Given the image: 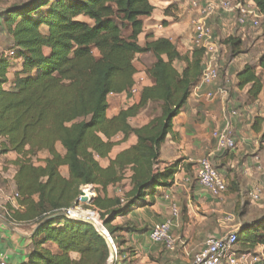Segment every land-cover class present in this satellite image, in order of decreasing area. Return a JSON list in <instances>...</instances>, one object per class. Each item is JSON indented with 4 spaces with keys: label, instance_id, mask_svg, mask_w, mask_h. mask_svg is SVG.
Returning a JSON list of instances; mask_svg holds the SVG:
<instances>
[{
    "label": "trees",
    "instance_id": "1",
    "mask_svg": "<svg viewBox=\"0 0 264 264\" xmlns=\"http://www.w3.org/2000/svg\"><path fill=\"white\" fill-rule=\"evenodd\" d=\"M252 1L264 14V0ZM154 10L152 0H26L1 12L0 26L12 46L0 54V137L6 140L3 151L19 156L13 162L14 184L22 209L10 220L34 226L24 264H108L109 245L92 222L60 215L74 207L84 186L94 188L91 206L115 246L118 264L120 234L135 228L112 223L172 185L180 161H160L161 148L193 89L207 87L199 86L204 51L182 54L162 37L139 45L142 18ZM127 26L131 34L125 38ZM228 41L233 49L239 46ZM142 55L154 60L147 70L151 85L138 91L137 103L108 118L109 95L130 94L134 61ZM257 68L259 73L245 65L235 75L236 88L246 89L252 100L264 99V53ZM149 105L158 107V116L132 127L129 121ZM260 127L255 120V133ZM118 135L122 139L114 141ZM130 136L135 145L101 167L98 160ZM41 152L48 157L36 165L33 159ZM233 185L226 193L236 192ZM118 187L121 195L111 192ZM236 235L246 252L264 246V215L241 225Z\"/></svg>",
    "mask_w": 264,
    "mask_h": 264
},
{
    "label": "crops",
    "instance_id": "2",
    "mask_svg": "<svg viewBox=\"0 0 264 264\" xmlns=\"http://www.w3.org/2000/svg\"><path fill=\"white\" fill-rule=\"evenodd\" d=\"M152 3L155 6V12L157 6L153 0ZM154 15L155 13L149 18L153 19ZM227 16L235 18L234 14ZM142 21L144 29L147 20L142 18ZM159 26L158 29H160ZM160 37L172 41L168 36L157 38ZM157 38L151 37L147 42ZM237 72L233 77V91L230 92V95L226 93L223 87L217 86L218 83H221L219 80L212 87H205L201 90L196 87L193 89L183 111L173 120L172 132L166 137L160 153V161L166 164L180 161L173 176L172 185L168 188L158 189L156 194L149 199L147 206L137 208L126 217L117 218L112 223L113 226H123L129 223L135 228L133 232L120 234L123 244L119 247L118 264H193L195 255L204 248L209 238L222 237L229 232L239 230L240 222L233 225L229 224L234 221L233 217L229 215L230 210H234L236 213L239 206L243 205H239V202H244L239 195H246L249 191L245 190L244 187L247 183L256 185V182H249V178L243 187L234 180V176L239 177L240 172L242 175L250 174L248 167L252 163V157L255 159L261 153L258 152L260 150L259 136L261 133L257 134L253 129L247 130L245 123L249 116L247 113L252 114L253 109L250 106L264 103V99L261 95L256 100L249 101L247 107L240 109L244 101L249 99L246 97V89L238 90L235 86ZM149 85H151V80ZM207 92L214 93L212 100L205 99L204 95ZM228 97H230V101L227 104L235 105L236 108H239V111L245 114L240 120H236L234 124L233 120L235 119L231 121L229 130L236 143L235 150L223 157L214 156L212 161L224 177L227 186L230 182L234 183L233 188L236 192L225 193L220 198L214 199L196 180V162L215 149V142L209 132L211 128L223 127L224 118H220V111L224 112L225 101ZM240 97L242 104L238 102ZM108 111L107 117L110 118L120 110L110 115ZM131 120L134 121L135 118ZM147 123H142L136 127L144 126ZM121 139L122 135H118L114 138V141H120ZM5 142L6 140L0 137V256L4 258L7 264H24L27 262L30 252L34 226L19 224L10 220L13 211H22L17 200L13 199L16 193L14 184L16 168L13 162L19 156L14 152L3 151L2 146ZM135 143L136 138L130 136L127 141L115 146L108 158L99 159L100 166L107 167L110 160H113L117 154L135 145ZM57 149L62 152L60 146ZM47 157L46 152H41L37 154L33 162L36 165H43ZM231 170L234 171L231 172ZM61 175L67 178L66 167L61 168ZM174 210L177 211L175 217H173ZM227 216L232 217L230 222L225 220ZM166 221L171 222L170 232L176 241L173 251H167L163 245L153 243L149 238L151 229L155 225ZM258 252L261 253L262 257L260 258L264 261L263 245L256 246L252 251L246 253L255 255Z\"/></svg>",
    "mask_w": 264,
    "mask_h": 264
},
{
    "label": "rangeland",
    "instance_id": "3",
    "mask_svg": "<svg viewBox=\"0 0 264 264\" xmlns=\"http://www.w3.org/2000/svg\"><path fill=\"white\" fill-rule=\"evenodd\" d=\"M24 1L26 0H0V14L3 10L11 6L12 4ZM153 1L157 6L156 11L154 12L155 15L153 16V19L145 18V20H147V24L146 27H144L143 29L142 35H140L138 38L139 45H144L151 37L157 38L159 36H168L171 38V42L180 53H189L193 49H195L191 38L192 28L190 25V21L195 16L194 12L191 10V2H197L200 6H203L210 0ZM245 1L247 3L253 2L252 0ZM80 19L89 22L84 18ZM208 23L213 32L214 42L218 51V58L216 63L219 71L218 80L221 81V83H218L217 86L223 87L226 93L230 95V92L233 91L232 82L234 80V74L239 69L243 68L245 65H249L253 67L257 73L260 72V70L257 68V65L260 56L264 53V21H262L260 27L257 28L250 26L240 27L236 24L235 18H232L227 15H215L209 20ZM118 25L121 26L120 22H118ZM159 25H161V29H158ZM130 34L131 28L129 26L122 28L123 37L127 38L128 36H130ZM228 40H235L236 42H239V46L233 49L232 44H229ZM11 46L12 43L7 37L5 29L0 26V54L7 52ZM153 61L154 60L151 55H142L137 56L135 58L134 64L137 69V74L135 75V87L138 91L141 88L150 84V79L148 77L147 70L153 63ZM17 64L18 62L15 63V65ZM175 67L180 70L181 65L176 63ZM251 100L252 99H249L247 101L245 100L243 106H240V109L245 106L247 107L249 101ZM137 101L138 95L111 96L108 98V114L110 115L119 110L126 109L131 105L137 103ZM228 101H230V97L226 98L224 112L220 111V118H224L223 127L211 128L209 132L210 136H212L214 132H218L224 129L226 118L229 116V113L231 111L236 113V117L234 118L235 120H233V124L234 122H236V120L238 121L242 118V116H244L245 113L239 111V108H236L235 105L227 104ZM238 102L242 104L241 97L238 99ZM250 107L253 109L252 114L250 115L249 112L247 113V115L249 116L248 120L245 123V126L247 130H252L254 121L258 120V123L261 126V134L259 136L260 150L258 152L261 153L255 159L254 157H252V163L248 167L250 169V174L242 175V173L240 172L239 177L234 176V180H236L239 184H241V186L244 187V184H246L247 179L250 178L248 181H251L253 183L256 182V185L247 183L246 187H244L245 190L249 191L246 195H239L240 199H243L244 202H239V205H243L241 207L239 206V208L236 210V213L234 210H230L229 215H231L234 219L232 223H229L230 225L236 224L238 222H240L241 225L247 224L264 215V176L263 173L258 170V163L264 162V103H259ZM158 114V107L156 105H149L139 113V115L135 118L134 121L130 120V123H132L131 125L133 127H136L141 125L142 123L149 122L152 118L158 116ZM214 166L220 173L216 164H214ZM233 171L234 170H231V172ZM229 185H231V182L229 183ZM254 186L259 188V190L261 191L260 200L257 202H251L249 200L248 195L250 191L255 188ZM238 189L240 190V188ZM110 190L111 192H116L118 195H121L122 193V190L119 187L116 189L112 188ZM227 193L230 194L229 191ZM84 210L91 211L94 209L92 207H84ZM97 215H99L98 212ZM99 221L102 223L100 218ZM236 248L246 253V249H242L240 244H237ZM255 256L262 257L260 252L255 253ZM114 262L112 264H114Z\"/></svg>",
    "mask_w": 264,
    "mask_h": 264
},
{
    "label": "built area",
    "instance_id": "4",
    "mask_svg": "<svg viewBox=\"0 0 264 264\" xmlns=\"http://www.w3.org/2000/svg\"><path fill=\"white\" fill-rule=\"evenodd\" d=\"M191 10L195 16L191 19L190 25L192 28V43L197 49L204 51V59L202 71L199 79V86H213L218 80L217 58L218 51L214 42L213 32L208 25L209 20L215 15H235L236 24L240 27H260L261 22L264 21V14L260 13L253 2L247 3L245 0H210L205 5L200 6L197 2H191ZM161 29V25L159 26ZM132 96L138 95V90L134 86L130 94ZM114 96L110 94L109 97ZM207 100L214 98L213 92L205 94ZM236 117L235 112H230L227 122L223 130L214 132L212 137L215 141V149L206 157L199 159L196 162V180L199 185L214 199L223 196L227 191V184L224 177L215 168L212 158L214 156L223 157L227 153L232 152L236 148V143L231 137L230 127L231 121ZM258 170L264 176V162L258 163ZM81 192L84 196L79 195L73 208L66 210L65 215L70 219H78L90 221L97 230L104 234L112 243L115 251V246L99 221V215L94 210H84V207H92V202L95 198V191L93 186L81 187ZM89 192V195L88 193ZM249 200L257 202L260 200L261 191L255 187L250 191ZM19 195L14 194L13 199L17 200ZM86 198V202L82 199ZM20 208V207H19ZM96 211V212H95ZM91 212L97 215L98 223L89 215L84 213ZM177 215V211H173V217ZM227 222L232 220L231 216L225 218ZM171 222L166 221L155 225L150 232V240L153 243L161 244L167 251H173L175 248V239L171 235ZM237 232H229L222 237L209 238L204 248L195 255L193 264H264L262 259L251 253L240 252L237 248ZM238 252H237V251ZM0 264H7L2 256H0Z\"/></svg>",
    "mask_w": 264,
    "mask_h": 264
},
{
    "label": "water",
    "instance_id": "5",
    "mask_svg": "<svg viewBox=\"0 0 264 264\" xmlns=\"http://www.w3.org/2000/svg\"><path fill=\"white\" fill-rule=\"evenodd\" d=\"M80 195H81V196H84V193L81 192ZM86 201H87L86 198H83V199H82V202H86ZM60 215L66 217L65 213H62V214H60ZM95 227H96V226H95ZM96 228H97V227H96ZM102 235H103L104 238L106 239V241H107V243H108V245H109V248H110V258H109V260H108V264H112V263L114 262V260H115V251H114V247H113L111 241H110V240H109L104 234H102Z\"/></svg>",
    "mask_w": 264,
    "mask_h": 264
},
{
    "label": "bare ground",
    "instance_id": "6",
    "mask_svg": "<svg viewBox=\"0 0 264 264\" xmlns=\"http://www.w3.org/2000/svg\"><path fill=\"white\" fill-rule=\"evenodd\" d=\"M87 193H88V195H89V192H87ZM84 214H85V215H89V216H91L92 218H94V220L98 223V225H100V223H99V221H98V219H97V215H96V214L87 213V212H85Z\"/></svg>",
    "mask_w": 264,
    "mask_h": 264
}]
</instances>
